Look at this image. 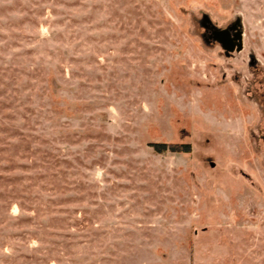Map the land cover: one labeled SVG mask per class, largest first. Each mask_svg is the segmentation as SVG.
Wrapping results in <instances>:
<instances>
[{"label":"rangeland","instance_id":"rangeland-1","mask_svg":"<svg viewBox=\"0 0 264 264\" xmlns=\"http://www.w3.org/2000/svg\"><path fill=\"white\" fill-rule=\"evenodd\" d=\"M0 264H264V0H0Z\"/></svg>","mask_w":264,"mask_h":264},{"label":"water","instance_id":"water-1","mask_svg":"<svg viewBox=\"0 0 264 264\" xmlns=\"http://www.w3.org/2000/svg\"><path fill=\"white\" fill-rule=\"evenodd\" d=\"M236 26V30L232 35H228L226 27H216L212 31L213 38L219 42L221 48L225 53H230L232 51H238L242 48V39H241V27H240V18L235 16V18L230 22V27Z\"/></svg>","mask_w":264,"mask_h":264},{"label":"flooded vegetation","instance_id":"flooded-vegetation-1","mask_svg":"<svg viewBox=\"0 0 264 264\" xmlns=\"http://www.w3.org/2000/svg\"><path fill=\"white\" fill-rule=\"evenodd\" d=\"M232 21V20H231ZM230 21V22H231ZM230 22L227 24V25H225V26H223V27H226L227 28V32H228V35H232V33L236 30V26H231L230 27ZM202 25H203V27H204V38L206 39V40H211V41H214V42H217L214 38H213V36H212V31H213V29H214V25H212L209 21H203L202 22ZM218 44H219V42H217ZM219 46H220V44H219ZM221 47V46H220ZM223 50V49H222ZM224 51V50H223ZM225 53V52H224ZM225 54H227V53H225Z\"/></svg>","mask_w":264,"mask_h":264},{"label":"trees","instance_id":"trees-1","mask_svg":"<svg viewBox=\"0 0 264 264\" xmlns=\"http://www.w3.org/2000/svg\"><path fill=\"white\" fill-rule=\"evenodd\" d=\"M149 144L153 147L154 150L156 151H162L164 150L166 147L170 150L176 149L174 148L172 145H165L164 142H149ZM182 150H186L187 149V144H182Z\"/></svg>","mask_w":264,"mask_h":264}]
</instances>
